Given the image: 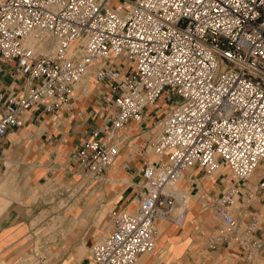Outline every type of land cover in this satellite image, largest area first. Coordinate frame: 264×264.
<instances>
[{
	"label": "built area",
	"instance_id": "built-area-1",
	"mask_svg": "<svg viewBox=\"0 0 264 264\" xmlns=\"http://www.w3.org/2000/svg\"><path fill=\"white\" fill-rule=\"evenodd\" d=\"M113 1L0 0V62L23 79L6 97L0 136L24 126L38 104L49 112L68 105L93 69L113 109L107 128L76 152L84 171L101 178L121 153L122 132L144 123L149 107L159 131L132 183L135 209L111 211L112 230L92 246V264H139L156 247L158 219L184 220L185 172L223 167L234 178L204 199L220 220L205 242L253 259L264 247V222L252 209L264 203V172L251 181L264 164V0ZM166 90L171 101L159 109Z\"/></svg>",
	"mask_w": 264,
	"mask_h": 264
},
{
	"label": "crops",
	"instance_id": "crops-1",
	"mask_svg": "<svg viewBox=\"0 0 264 264\" xmlns=\"http://www.w3.org/2000/svg\"><path fill=\"white\" fill-rule=\"evenodd\" d=\"M95 80L94 70L88 69L68 105L49 112L38 104L25 112L24 126L0 136V264H30L22 261L33 232L29 210L32 205H28L30 190L39 189L48 178H61L70 172L75 174L79 147L92 137L95 129L107 128L113 100L108 86ZM22 87V76L13 72L12 63L0 62V92L5 93V97L0 99V114L6 97L21 91ZM149 115L147 111L144 123L133 120L122 132L128 133L125 135L127 139L104 178L89 184L87 191L72 201L69 210L60 213L62 221L70 225L64 234H56L61 239L59 249L63 260L60 264H92L91 244L108 234V227L98 223L97 213L101 206L103 209L112 205V209H135L136 190L132 183L138 178V169L148 154L144 146L139 157L133 148L124 150L132 137L138 141V133L146 128ZM202 174L206 173L200 168L185 172L179 185L191 195L182 191L185 195L179 198L183 208V196L188 198V207H179L184 220L178 223L158 219L156 247L154 251L143 254L139 264H264V247L249 260L237 247L221 245L210 248L206 244V232L218 226L220 220L204 206V199L218 194L224 186L232 183L233 178L217 172L208 176ZM262 176L263 172L251 181ZM111 179L114 180L112 183ZM246 185L251 186L252 183ZM252 209L260 213L264 222V203L257 199ZM107 215L106 226L112 223L111 209Z\"/></svg>",
	"mask_w": 264,
	"mask_h": 264
},
{
	"label": "rangeland",
	"instance_id": "rangeland-1",
	"mask_svg": "<svg viewBox=\"0 0 264 264\" xmlns=\"http://www.w3.org/2000/svg\"><path fill=\"white\" fill-rule=\"evenodd\" d=\"M121 4L122 3L119 1L116 2L114 5L119 6ZM94 78H95V72H94ZM170 97H171V91L166 90V92L159 99L157 107L159 109H165L169 104V102L171 101ZM148 111L153 112L154 110L149 107ZM163 112H165V110ZM160 115L161 113L157 117H155V119L157 120L158 117H160ZM145 125L146 128L142 132L138 133V141H136V137H132L130 141H128V143L126 144L124 152L133 148L136 150V152H138V157H139L140 154L142 153L143 146L146 148L149 144V140L155 139L159 131L158 130L159 123L155 125V120L153 118H150ZM147 132L149 134H146L144 136V134ZM141 134L143 135L141 136ZM125 135L126 134L123 133V136ZM151 150L152 149L149 147V151ZM149 156L151 159L155 158L151 152ZM77 165L79 170L77 169L75 171V174L74 172L72 173L70 172V173H65L64 175H62L61 178L60 177L57 179L48 178L45 184L40 185L39 189L30 190V201L28 202V205L29 204L32 205L29 206V210L32 214L33 232L30 235V241L28 243L29 248L27 250V254L25 255L24 258H22V261L23 260L29 261L30 264H60L62 262L63 255L60 253V249H59L61 247V239L58 238L56 234H64V232L67 230L68 226L70 225L69 223L62 221V217L60 216V213L61 212L64 213L65 211H68L72 201L76 199L81 193L86 192L89 184L96 183L95 180L97 181L100 180V178H93L92 175L84 171L79 164ZM14 167H17V165H15ZM139 169H138V173H139ZM228 172L229 171L227 167H223L221 171H219L218 173L221 174L224 173L226 176ZM262 172H264L263 163L255 170L252 179L254 178L255 175L262 174ZM104 175H102L101 178H104ZM202 175L208 176L212 174H202ZM228 175L230 174H227V176ZM230 176L231 178H234L232 175ZM113 181H114L113 179L110 180L111 183ZM22 182L25 181L22 180ZM104 183H108V181H104ZM179 189L181 191H184L187 195L188 194L191 195V193L188 190L181 188L180 185H179ZM91 190H89V193L91 192ZM115 193L116 192H114L113 194ZM102 199L103 197L101 196V201ZM187 199L188 198H185V200ZM194 200H196V198H194ZM39 204H41V206H39ZM185 204L188 205L187 202ZM113 206L114 205H112L111 207H105L104 209L103 206H101L100 211L97 213L98 215L97 217H99L98 223H100L99 226L103 227L104 225L105 228L108 227V231H107L108 234L112 230V226L109 228L110 224L112 223L106 226L108 220L107 213L109 212L110 209L111 211L113 210L112 209ZM180 208L182 209L183 207L181 206ZM51 225L53 227H51ZM213 229L214 228L209 229L206 232V236ZM105 236L106 235L102 236V238L96 239L93 244L101 241ZM93 244H91L89 248V252L91 251V247L93 246ZM80 250L82 249L80 248Z\"/></svg>",
	"mask_w": 264,
	"mask_h": 264
},
{
	"label": "bare ground",
	"instance_id": "bare-ground-1",
	"mask_svg": "<svg viewBox=\"0 0 264 264\" xmlns=\"http://www.w3.org/2000/svg\"><path fill=\"white\" fill-rule=\"evenodd\" d=\"M113 2H114V4H115V3L117 2V0H114ZM81 80H82V79H81ZM84 89H86V88H83V90H84ZM146 134H149V133L147 132ZM127 135H128V133H127ZM117 159H118V158H117ZM117 159H116V160H117ZM116 160L114 161V163L116 162ZM114 163H113V164H114ZM113 164H112V165H113ZM139 262H140V260H139Z\"/></svg>",
	"mask_w": 264,
	"mask_h": 264
}]
</instances>
